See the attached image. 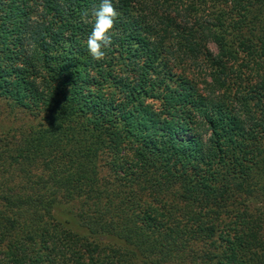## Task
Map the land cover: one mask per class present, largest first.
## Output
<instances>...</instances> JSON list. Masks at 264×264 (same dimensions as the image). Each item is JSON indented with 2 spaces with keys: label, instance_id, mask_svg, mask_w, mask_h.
Returning <instances> with one entry per match:
<instances>
[{
  "label": "trees",
  "instance_id": "16d2710c",
  "mask_svg": "<svg viewBox=\"0 0 264 264\" xmlns=\"http://www.w3.org/2000/svg\"><path fill=\"white\" fill-rule=\"evenodd\" d=\"M100 2L0 0V264H264V0Z\"/></svg>",
  "mask_w": 264,
  "mask_h": 264
},
{
  "label": "clouds",
  "instance_id": "9594fccd",
  "mask_svg": "<svg viewBox=\"0 0 264 264\" xmlns=\"http://www.w3.org/2000/svg\"><path fill=\"white\" fill-rule=\"evenodd\" d=\"M119 13L114 7L113 0H101L99 6L91 10H85L81 19L92 24V31L86 40V47L94 60L104 58V49L112 45L110 33L114 29L115 21ZM91 17V19H89Z\"/></svg>",
  "mask_w": 264,
  "mask_h": 264
},
{
  "label": "rangeland",
  "instance_id": "374dc122",
  "mask_svg": "<svg viewBox=\"0 0 264 264\" xmlns=\"http://www.w3.org/2000/svg\"><path fill=\"white\" fill-rule=\"evenodd\" d=\"M212 50L217 53V48L214 45H211ZM179 73H182L186 75L189 79L193 80L195 83L198 84L199 88L201 90H206V87L204 86V82L206 79H209V71L207 70V66L205 64L200 65H194L192 63H188L187 66L184 68V70H179ZM210 81V79H209ZM3 109V110H2ZM2 110V117L0 120L5 121L8 117L7 124L10 125L11 121L14 117H17V121L19 123H35V120L33 118L28 117L25 113H22L21 111H16L13 114V117L9 115V110L7 108H1ZM16 121V122H17Z\"/></svg>",
  "mask_w": 264,
  "mask_h": 264
}]
</instances>
